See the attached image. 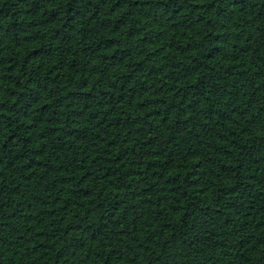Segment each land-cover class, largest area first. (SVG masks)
Returning a JSON list of instances; mask_svg holds the SVG:
<instances>
[{"label": "trees", "instance_id": "obj_1", "mask_svg": "<svg viewBox=\"0 0 264 264\" xmlns=\"http://www.w3.org/2000/svg\"><path fill=\"white\" fill-rule=\"evenodd\" d=\"M0 264H264V0H0Z\"/></svg>", "mask_w": 264, "mask_h": 264}]
</instances>
